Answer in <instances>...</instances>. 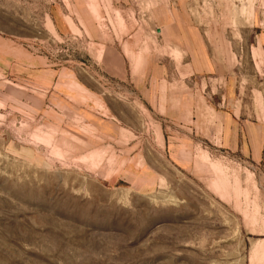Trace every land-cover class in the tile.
I'll list each match as a JSON object with an SVG mask.
<instances>
[{
  "label": "rangeland",
  "instance_id": "374dc122",
  "mask_svg": "<svg viewBox=\"0 0 264 264\" xmlns=\"http://www.w3.org/2000/svg\"><path fill=\"white\" fill-rule=\"evenodd\" d=\"M261 34L264 0H0V264H264ZM192 74L205 79L171 87L181 119L145 112L131 135L129 110L118 113L117 139L61 107L43 120L4 98L14 94L4 76L71 89L78 77L101 88L116 77L125 90L129 77ZM227 74L241 77L246 117L262 129H222ZM13 89L24 98L32 88ZM163 135L176 162L150 155L155 178L130 189L129 142L144 137L154 153Z\"/></svg>",
  "mask_w": 264,
  "mask_h": 264
},
{
  "label": "crops",
  "instance_id": "0c3cea01",
  "mask_svg": "<svg viewBox=\"0 0 264 264\" xmlns=\"http://www.w3.org/2000/svg\"><path fill=\"white\" fill-rule=\"evenodd\" d=\"M160 32V31H159ZM260 47L264 50V35L261 34ZM257 48V46L255 47ZM7 67L5 62L2 66ZM203 72V69H202ZM129 77V89L117 90L113 88L116 77H111V87L101 88L103 81L98 77H78V89L69 88L59 77H3L9 79L13 83L7 91L14 93L13 95H4V98H13L17 105L24 104L38 115L41 119L46 120L49 110L61 107L62 113H77L82 116L85 126L92 127L97 135L108 136L113 139L118 138V130L114 125L118 119V113H124L129 110V134L137 135L138 131L144 129V114L148 112L155 122L172 123L177 119H181L182 110L175 109L176 101H181L182 95L171 87L184 80L186 83L192 84L198 79L205 77ZM98 78V79H97ZM259 86L264 85V78L258 77ZM226 81L224 89H222V97L232 99L233 105L224 112H220L222 118V129L224 131H240L247 128L258 130L262 129V124L254 118L250 121L246 117V97L241 94L238 84L241 77H222ZM23 82L29 83V91H24L26 95L16 96L15 90L19 84ZM107 85V83H106ZM259 87V92L261 88ZM125 100H119V99ZM24 99V100H23ZM24 102V103H23ZM180 104V103H179ZM164 110L163 114L159 111ZM177 110V111H176ZM253 122V125L247 126ZM259 123V125H258ZM144 136V133H141ZM139 137L129 142V184L130 189H140L147 187L149 182L155 178L150 174L149 162L154 160L150 155H156L157 161L165 162L168 160L176 162L175 153L172 149L175 147L169 136L163 135V147L156 145L154 153L147 151L145 146L149 144L146 138L137 140ZM236 137L228 139L226 144H231L237 149L240 148V140ZM224 142V139L222 138ZM227 149L231 147L227 146ZM170 156H174V159ZM141 162V166L139 165ZM145 163V164H144ZM125 172H127L125 170ZM149 187V186H148Z\"/></svg>",
  "mask_w": 264,
  "mask_h": 264
}]
</instances>
